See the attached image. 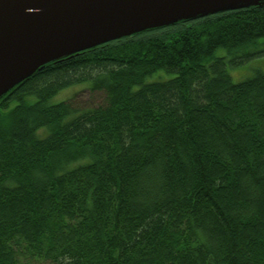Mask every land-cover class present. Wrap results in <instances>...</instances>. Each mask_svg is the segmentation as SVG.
Masks as SVG:
<instances>
[{"label": "trees", "instance_id": "1", "mask_svg": "<svg viewBox=\"0 0 264 264\" xmlns=\"http://www.w3.org/2000/svg\"><path fill=\"white\" fill-rule=\"evenodd\" d=\"M262 54L264 2L81 50L10 88L0 264H264V70L228 71Z\"/></svg>", "mask_w": 264, "mask_h": 264}, {"label": "water", "instance_id": "2", "mask_svg": "<svg viewBox=\"0 0 264 264\" xmlns=\"http://www.w3.org/2000/svg\"><path fill=\"white\" fill-rule=\"evenodd\" d=\"M264 0H0V97L40 66L153 27Z\"/></svg>", "mask_w": 264, "mask_h": 264}, {"label": "rangeland", "instance_id": "3", "mask_svg": "<svg viewBox=\"0 0 264 264\" xmlns=\"http://www.w3.org/2000/svg\"><path fill=\"white\" fill-rule=\"evenodd\" d=\"M223 53H226L224 49L220 48L216 51L215 55H222ZM251 62L248 64V65H245V66H242L240 68H236V69H229L228 66V71L231 75V78L233 81H238L244 77H246L249 73H251V70L252 68L254 69H261V70H264V54L258 56V57H255L253 58L252 60H250ZM164 78H168L170 77V75H167L166 73L163 75ZM81 89V88H80ZM80 89H78V87H74V88H71L68 87V88H65V89H62L60 90L59 92H57L55 94V96L52 98L53 101H59V100H66L68 98H70L73 94H76L80 91ZM83 100H87L89 99H95V98H98L97 95H95V97H92V95L90 93H86L83 95ZM78 100L80 101L79 97H78ZM35 264H45L43 262H37Z\"/></svg>", "mask_w": 264, "mask_h": 264}]
</instances>
